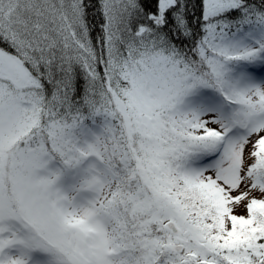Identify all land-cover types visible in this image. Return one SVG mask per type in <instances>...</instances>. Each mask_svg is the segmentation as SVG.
I'll return each instance as SVG.
<instances>
[{"label":"snow or ice","instance_id":"1","mask_svg":"<svg viewBox=\"0 0 264 264\" xmlns=\"http://www.w3.org/2000/svg\"><path fill=\"white\" fill-rule=\"evenodd\" d=\"M0 264H264V0H0Z\"/></svg>","mask_w":264,"mask_h":264}]
</instances>
